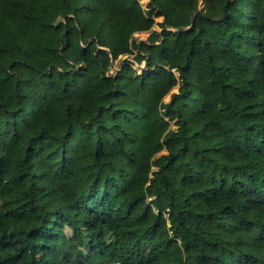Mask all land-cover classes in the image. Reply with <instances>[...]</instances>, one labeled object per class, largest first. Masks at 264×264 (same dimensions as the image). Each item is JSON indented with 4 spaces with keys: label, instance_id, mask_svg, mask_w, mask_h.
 <instances>
[{
    "label": "trees",
    "instance_id": "1",
    "mask_svg": "<svg viewBox=\"0 0 264 264\" xmlns=\"http://www.w3.org/2000/svg\"><path fill=\"white\" fill-rule=\"evenodd\" d=\"M0 264H264V0H0Z\"/></svg>",
    "mask_w": 264,
    "mask_h": 264
},
{
    "label": "rangeland",
    "instance_id": "2",
    "mask_svg": "<svg viewBox=\"0 0 264 264\" xmlns=\"http://www.w3.org/2000/svg\"><path fill=\"white\" fill-rule=\"evenodd\" d=\"M146 2V1H145ZM157 22H161V19H157ZM156 30L159 31V28L158 27H155ZM150 35V32H147V33H138L136 34V38L137 40L140 42V41H146L148 39ZM125 59H128V57H126ZM129 60H132V59H129ZM147 65L145 63L141 64V65H135V69L137 70H140V69H146ZM169 100V97L166 98V101ZM84 232L83 230H73V229H70V228H67L66 229V233L68 235L70 234H79V233H82Z\"/></svg>",
    "mask_w": 264,
    "mask_h": 264
},
{
    "label": "water",
    "instance_id": "3",
    "mask_svg": "<svg viewBox=\"0 0 264 264\" xmlns=\"http://www.w3.org/2000/svg\"><path fill=\"white\" fill-rule=\"evenodd\" d=\"M195 17V15L193 16V18ZM189 29V28H188ZM179 30H187V29H183V28H180Z\"/></svg>",
    "mask_w": 264,
    "mask_h": 264
}]
</instances>
